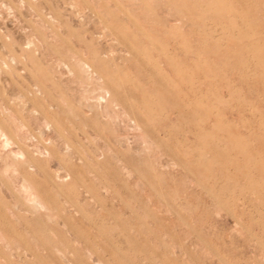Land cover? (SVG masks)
<instances>
[{
    "label": "rangeland",
    "instance_id": "374dc122",
    "mask_svg": "<svg viewBox=\"0 0 264 264\" xmlns=\"http://www.w3.org/2000/svg\"><path fill=\"white\" fill-rule=\"evenodd\" d=\"M0 264H264V0H0Z\"/></svg>",
    "mask_w": 264,
    "mask_h": 264
},
{
    "label": "bare ground",
    "instance_id": "6f19581e",
    "mask_svg": "<svg viewBox=\"0 0 264 264\" xmlns=\"http://www.w3.org/2000/svg\"><path fill=\"white\" fill-rule=\"evenodd\" d=\"M7 139V138H6ZM5 143L7 144V141L5 140ZM29 188V187H28ZM26 189V188H25ZM28 190V189H27ZM30 190V189H29ZM29 193V192H28ZM34 196V195H33ZM35 199V198H34Z\"/></svg>",
    "mask_w": 264,
    "mask_h": 264
}]
</instances>
